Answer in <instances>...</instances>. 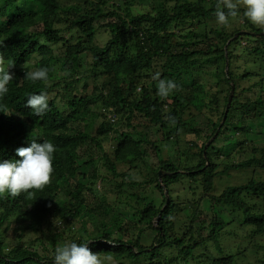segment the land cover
Listing matches in <instances>:
<instances>
[{"label": "trees", "instance_id": "obj_1", "mask_svg": "<svg viewBox=\"0 0 264 264\" xmlns=\"http://www.w3.org/2000/svg\"><path fill=\"white\" fill-rule=\"evenodd\" d=\"M138 2L0 0V61L13 76L0 100V160L20 159L16 149L32 139L56 146L43 190L0 197V264H53L56 247L85 240L102 262L264 264L254 239L249 258L246 248L219 256L206 248L212 240L222 253L230 224L264 236V146L239 137L250 122L264 124V33L253 34L264 28L243 9L227 25L210 23L220 0H151L136 13ZM241 30L249 32L233 38ZM42 67L47 83L29 81ZM161 79L178 86L167 97L157 94ZM41 92L49 109L39 117L26 101ZM197 113L210 131L196 125ZM162 141L176 146L174 156L163 157ZM249 167L258 173L216 191L217 178ZM181 188L190 192L184 202ZM154 190L159 204L144 194Z\"/></svg>", "mask_w": 264, "mask_h": 264}, {"label": "clouds", "instance_id": "obj_2", "mask_svg": "<svg viewBox=\"0 0 264 264\" xmlns=\"http://www.w3.org/2000/svg\"><path fill=\"white\" fill-rule=\"evenodd\" d=\"M220 3L223 7H218L215 13L220 25H227L228 17L236 16L243 9L244 16L251 24L264 27V0H220ZM10 65L5 66L0 61V100L9 92L8 85L13 79L8 70ZM26 76L31 82L46 84L49 72L42 67L26 73ZM176 87L174 81L161 79L157 85V94L167 97ZM26 105L33 114L42 117L49 109V98L43 92L33 93L28 95ZM55 151L56 146L51 141L38 143L36 139H32L28 146L16 149L20 159L0 160V197L15 198L30 190H43L51 180ZM87 241L89 240L83 243L73 241L56 247L52 257L53 264H103L99 256L87 247Z\"/></svg>", "mask_w": 264, "mask_h": 264}, {"label": "rangeland", "instance_id": "obj_3", "mask_svg": "<svg viewBox=\"0 0 264 264\" xmlns=\"http://www.w3.org/2000/svg\"><path fill=\"white\" fill-rule=\"evenodd\" d=\"M151 2V0H139V4H137L134 7V10L136 13L139 12H143L148 8V3ZM217 22L216 16L215 18H213L210 23H214ZM264 28V27H262ZM100 42V41H99ZM101 43V42H100ZM33 62V60H32ZM262 74L264 75V70L262 71ZM59 75V73H58ZM178 87V86H177ZM195 123L197 126H200L204 129H208V131L211 130V127L207 125L206 123V119L199 113H197L195 119H194ZM94 125H96V123H94ZM264 124L257 122H250L249 124H247V131H245V134H239V137L241 138L243 136V138H246L247 142H251L253 145L259 147V146H264ZM89 133H93L94 129L93 128H87ZM244 133V132H243ZM236 136V135H235ZM237 137V136H236ZM235 137V138H236ZM160 138V135H159ZM161 139V138H160ZM161 141V140H160ZM224 138L222 137L221 139L218 140L217 144H221L223 143ZM200 142V141H199ZM161 148H162V155L163 157H166L167 155L172 154L174 156V150H176V146H169V144L167 146L165 142H161L160 143ZM233 147V144L229 145L226 148V151L228 152L231 148ZM149 153L153 154L154 156V151L151 149H149ZM243 158H245L246 153L243 152L242 154H240ZM231 174L230 175H223L222 178H217L215 180V184H216V191H221L222 189H224L227 185L229 184H234V183H238L241 181H244L247 177H251V176H255L258 173L257 169L253 168H244L239 169L237 171L231 170L230 171ZM262 172L260 177L264 178V170L260 171ZM180 192V201L184 202L188 197H190V192L189 193H185L184 189L181 188L179 189ZM142 192V191H140ZM144 194H148V196H151L155 199L156 203L159 204L161 201V197L159 192L157 191H153L151 192V195L149 193H147L146 191L144 192ZM183 205V203H181ZM208 207V208H207ZM211 207V204L207 203V201H203V204H201V208L204 210V216L203 218H209L212 215V212L209 210V208ZM216 207V212L220 217H225L227 215V211L224 210L223 208H219V206H215ZM124 211L129 214L128 212H130L127 208H124ZM131 213V212H130ZM134 220L137 219V216H131ZM91 221L96 224L98 222V219L95 215H93L91 217ZM229 219H227L222 225H226L228 223ZM199 223V222H198ZM204 229V227H203ZM202 229V230H203ZM246 232L241 230L240 228H238L237 226H233V225H227L224 227L223 231H221V237L219 239V246L220 249L222 250V253L218 251V249L215 247L214 243L212 240H207L206 243V248L210 249V252L214 255H223L226 253H234L237 254L239 253L241 250H243L244 248H246L245 250V254H246V258L250 257V254L247 250V248L250 245V242H252V239H254L256 242H259L261 244L264 245V236H256V237H250L248 234L249 229L245 228ZM131 229L128 230V232L130 233ZM227 233H224V232ZM208 232V228H206L205 230H203V235H207ZM155 236V232L153 230H148L146 231L145 235L142 237V243L146 246H149L152 241H153V237ZM102 260H104L103 262H105V264H118L117 262H114L112 259L109 258H103ZM125 264H128L125 262Z\"/></svg>", "mask_w": 264, "mask_h": 264}, {"label": "water", "instance_id": "obj_4", "mask_svg": "<svg viewBox=\"0 0 264 264\" xmlns=\"http://www.w3.org/2000/svg\"><path fill=\"white\" fill-rule=\"evenodd\" d=\"M243 32H249V31L241 30V31L235 33V35L233 36V38L237 37L238 35H240V34L243 33ZM263 33H264V32H261V33H256V32H254L253 34H255V35H259V34H263ZM232 95H233V84H231V90H230V93H229V96H228V99H227V103H226V106H225V110H224V115H223L222 121L224 120L225 115H226V113H227V111H228V108H229V105H230V101H231ZM222 121H221V123L219 124V126L217 127L216 132L214 133V135H213V136H212V137H211V138L205 143V145H204V149H203V152H204V153H205V149H206V147L208 146L209 142L215 137V135H216L217 132L219 131V129H220V125L222 124ZM161 174H162V172L159 171V176H160ZM165 194H166V200H167V199H168L167 190H165ZM159 218H160V213L158 214V216H157V218H156V220H155V222H154V225H155L156 227H158L157 222H158Z\"/></svg>", "mask_w": 264, "mask_h": 264}]
</instances>
